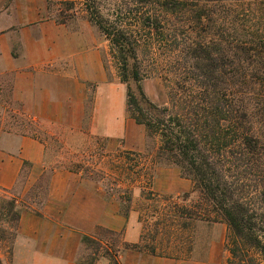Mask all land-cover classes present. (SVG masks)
Returning a JSON list of instances; mask_svg holds the SVG:
<instances>
[{
  "label": "trees",
  "instance_id": "1",
  "mask_svg": "<svg viewBox=\"0 0 264 264\" xmlns=\"http://www.w3.org/2000/svg\"><path fill=\"white\" fill-rule=\"evenodd\" d=\"M82 1L87 21L111 45L127 87L128 114L148 138H159L157 158L177 166L202 194L209 208L197 216L227 225L226 264H264V0H120L108 15L97 0ZM142 54L151 59L146 69ZM164 70L168 105L160 106L142 83ZM23 135L48 151L36 132ZM72 166L55 162L50 171L65 167L83 177V167ZM23 209L30 208L15 198L0 207V227L2 221L12 225L14 239ZM104 233L121 239L124 250H149L143 239L128 244L122 233ZM81 244L86 256L79 264H99L101 258L120 264L118 244L110 247L90 235H82ZM157 250L150 253L171 257Z\"/></svg>",
  "mask_w": 264,
  "mask_h": 264
},
{
  "label": "crops",
  "instance_id": "2",
  "mask_svg": "<svg viewBox=\"0 0 264 264\" xmlns=\"http://www.w3.org/2000/svg\"><path fill=\"white\" fill-rule=\"evenodd\" d=\"M87 24L74 31L67 24L50 20L44 0H0V76L11 77L13 100L20 104L21 112L29 119L79 134L85 123V83H98L102 85L98 90L104 92L115 86L105 84L107 69L100 47L102 42L99 44L93 36L94 27ZM95 107L96 112L99 111V101ZM118 116L116 130L104 129L102 134L123 139L128 151L147 149L145 128L125 117L119 120ZM1 126L3 129L4 125ZM47 155L46 145L40 140L1 131L0 191L9 193L16 187L25 162L32 165L30 184L38 181L46 171ZM82 179V173L65 169L51 173L50 200L40 210L41 215L33 208L21 214L12 245L11 264H79L76 249L80 241L73 234H64V227L58 226L60 223L88 230L103 227L123 232L128 244L140 243L141 225L135 216L122 220L118 208L106 216L104 195H82L87 185ZM182 181L180 179V183H184L183 192H186L189 184ZM167 193L174 192L168 189ZM84 197L79 204L78 199ZM224 245L222 238L213 237L204 259L198 258L197 246L196 258L189 260L174 256L148 257L126 250L120 252L119 261L120 264H207L212 258L213 247ZM0 261L7 264L3 255Z\"/></svg>",
  "mask_w": 264,
  "mask_h": 264
},
{
  "label": "rangeland",
  "instance_id": "3",
  "mask_svg": "<svg viewBox=\"0 0 264 264\" xmlns=\"http://www.w3.org/2000/svg\"><path fill=\"white\" fill-rule=\"evenodd\" d=\"M119 1L97 0L102 12L106 15L112 14L113 4ZM66 2H74L76 8L68 10L69 6ZM44 3L48 8V18L54 21H65L71 30L77 31L82 26L84 28L88 22L82 0H44ZM94 30L93 36L99 44L100 41L102 42L100 47L104 51V62L107 68L105 84L113 83L115 86L104 92L98 90L102 86L98 83H85V114L84 117L83 114L81 116L86 123L82 124V131L79 134L65 131L59 126H46L45 123H39L37 127L31 125L30 119L21 112L20 104L13 100L11 77L0 76V123L5 129L11 127V133L16 136L36 132L39 138L49 145L48 162L44 163L46 170L44 174L38 181L30 184L29 173L32 165L25 162L16 187L9 193L0 191V207L15 198L20 206H28L39 213L45 203L50 200L49 178L52 173L50 171L52 164L59 162V164L73 167L72 164L77 163L83 167L82 180L87 184L81 191L82 195L86 197L94 193L99 196L102 194L105 205L103 213L106 216L112 215L118 208L122 220L133 215L136 221L140 222L141 241L143 239V246L149 247V250L135 252L151 257L154 255L150 253V248H158V254L189 260L196 258L195 249L198 246V258L204 259L213 237L222 238L225 242L228 227L224 222L205 221L201 220L203 215L201 218L197 216L199 213L204 214L202 208L208 209V203L205 202L202 194L196 191L194 183L184 177L177 166L157 158L159 138H148V148L143 152H135L125 149L123 139L110 138L102 134L104 129L116 130L118 115L119 120L123 117L126 120H134L127 112V87L119 80V70L111 53V45L97 28L94 27ZM141 60L146 69L151 59L142 54ZM166 75L168 74L164 70L161 75L145 79L142 83L146 96L160 106L168 105V88L162 79L167 77ZM97 101L100 107L96 112ZM88 114L91 116L87 126ZM56 138L59 139L58 142H55ZM131 140H134V135H131ZM133 153H140L141 156L137 157ZM59 169L68 170L65 167L55 170ZM180 179L189 184L188 191L183 192L184 183H180ZM168 189H172L174 193H167ZM85 197L79 198L78 203L82 204ZM26 210L30 209H23V211ZM185 224H189V227L184 228ZM1 226L0 236L3 235L4 239L0 240V256L3 255L5 262L11 264L14 231L12 225L4 221L1 222ZM58 226L64 227V234H73L80 241L76 249L77 260L86 256L85 248L81 244L82 235L97 236L108 246L112 247V244L116 243L122 253L126 251L120 245L121 239L111 238L104 233L108 230L106 228L98 227L95 230H88L86 227L69 226L64 223ZM120 233L123 235V232ZM228 256L225 245L221 248L215 246L212 249L211 260H207L206 263L226 264ZM99 264H110V262L106 258H101Z\"/></svg>",
  "mask_w": 264,
  "mask_h": 264
}]
</instances>
